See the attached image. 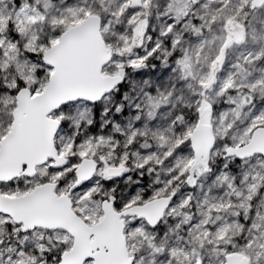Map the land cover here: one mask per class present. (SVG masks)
Here are the masks:
<instances>
[{"label": "snow or ice", "instance_id": "obj_1", "mask_svg": "<svg viewBox=\"0 0 264 264\" xmlns=\"http://www.w3.org/2000/svg\"><path fill=\"white\" fill-rule=\"evenodd\" d=\"M0 264H264V0H0Z\"/></svg>", "mask_w": 264, "mask_h": 264}]
</instances>
